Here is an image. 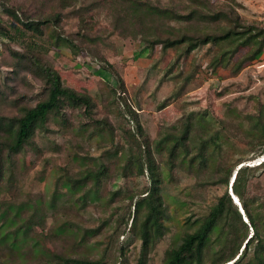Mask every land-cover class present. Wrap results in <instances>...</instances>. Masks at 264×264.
Wrapping results in <instances>:
<instances>
[{"label": "trees", "instance_id": "trees-1", "mask_svg": "<svg viewBox=\"0 0 264 264\" xmlns=\"http://www.w3.org/2000/svg\"><path fill=\"white\" fill-rule=\"evenodd\" d=\"M0 4L10 18L4 23L0 17V36L13 39L14 30L40 37L47 34L53 47L67 48L74 56L84 54L98 60L94 74L109 84L111 102L117 107L118 117L127 118L128 122L121 128V137L128 144L124 151L115 147L95 157L76 153L73 158L82 160L85 166L76 172L65 169L51 197L30 196L23 201L10 197L17 186L21 158L29 147L41 149L38 138L56 131L51 125L66 130L70 124V110L80 112L95 128L116 129L109 117H96L99 105L96 97L64 83L61 71L46 52L32 47L17 51L20 54L17 72H26L38 79L42 91L35 104L24 103L22 96L11 97L14 89L7 83L8 76L0 81V105L16 107L13 114L0 113V246L22 252L23 245L32 241L37 252L48 255L41 264H107L105 253L90 258L45 252L34 236L39 228L45 229L52 213H59L61 208L64 211L77 206L84 208L103 199V192L107 191L109 202L124 201L112 213V218L115 217L112 237L122 226L129 234L122 245L119 264H130L125 248L134 240L140 242L135 264H149L153 249L170 230L164 183L178 166L176 156L183 157V163L192 169L191 172L205 171L212 157L210 143L215 137H204L201 133L199 143L192 145L191 116L178 132H168L157 140L151 137L126 95L124 79L101 52L100 45L106 38L96 13L105 11L113 30L121 36L140 38L144 46L134 55L136 57L159 45L164 52L181 50L178 62L180 57H188L194 50L211 44L219 49L211 65L220 62L228 67L239 47L246 44L248 49L231 67L234 75L246 62L264 59V27L243 22L232 6L208 9L210 0H189L185 8L153 0H90L85 4L84 0H0ZM68 8H72L79 19L78 30L69 34L62 28L64 10ZM222 20L228 21V25L217 30L204 31L198 27V23ZM249 118L257 136L253 160L261 159L258 164H241L236 168L246 161L244 159L232 167L215 169L212 173L215 177L207 183L222 184L225 191L217 197L209 212L197 219L193 231H186L178 244L165 250L162 264H244L245 261V264H264V198L251 193L253 179L264 174V104L260 103ZM118 177L120 183L116 180ZM137 178L142 179L140 190L130 185V181ZM109 184L111 189H107ZM80 191L82 194L73 201L72 196ZM233 195L237 196L241 207ZM107 222L108 219H104L102 225H108ZM72 224L71 220L64 221L59 231L72 230ZM102 225L87 228L75 225V233L81 234L80 242L83 243L99 235ZM215 244L218 247H214Z\"/></svg>", "mask_w": 264, "mask_h": 264}, {"label": "rangeland", "instance_id": "rangeland-1", "mask_svg": "<svg viewBox=\"0 0 264 264\" xmlns=\"http://www.w3.org/2000/svg\"><path fill=\"white\" fill-rule=\"evenodd\" d=\"M89 1L84 0V4ZM153 1L180 8L189 5V0ZM231 6L239 13L243 22L264 27V0H210L208 9L218 10ZM0 17L4 23L10 21L2 11L1 4ZM96 20L106 38L105 43L100 45L101 52L115 65L124 79L126 95L153 139L157 140L168 132H178L189 116L193 120L190 133L192 145L199 143L201 133L204 137H215L210 143L212 157L205 171L191 172L192 169L183 163V157L178 154V166L174 169L173 176L164 183L170 230L153 249L149 262L162 264L165 250L178 244L186 231H193L197 219L206 215L217 197L225 191L222 184L207 183L215 177L212 176L215 169L232 167L244 159L245 162L235 167L238 168L241 164H258L261 159L253 160L256 155L253 149L257 147V136L249 115L256 113L260 103L264 104V59L246 62L242 70L234 75L231 67L248 49L246 44L239 47L228 67L220 65V62L211 65L214 56L219 53L218 47L211 44L194 50L188 57H180L178 62L181 50L169 49L164 52L159 45L136 57L134 55L144 46L140 38L123 37L113 30L105 11L96 13ZM78 24L79 19L72 12V8L64 10V31L67 34L74 33L78 30ZM226 25L228 21L223 20L219 23H198V27L204 31L217 30L218 27ZM16 31H13V39L0 36V81L2 82L4 76L9 77L7 83L14 89L12 98L22 96V102L35 104L41 97L42 88L38 79L26 72H17L20 55L17 51L32 47L47 53V57L61 71L66 85L96 97L99 102L96 117H109L116 128L115 132L110 128H95L80 112L70 110V124L66 126V130L53 124L51 128L56 131L50 132L47 137L38 138L41 149L29 147L21 158L17 186L15 191L10 192L14 193L10 197L17 201L26 200L30 196L49 198L65 169L76 172L85 166L81 163L82 160L74 159L76 153L95 157L104 150L115 147L124 151L128 144L121 137V128L127 126L128 122L127 118L119 119L117 107L111 102L109 84L94 74L99 66L98 60L84 54L74 56L67 48L53 47L47 34L40 37L30 32L21 34ZM15 112L16 107L12 105H0L2 114ZM21 156L22 154L17 158L20 159ZM158 159L161 160L160 157ZM118 178L116 180L120 183L121 179ZM130 182L137 190L142 188L141 178ZM111 188L112 185L109 184L107 189ZM106 192H103V199L93 201L84 208L77 206L70 211L61 208L59 213H52L45 229L39 228L34 233L45 252L55 251L90 258H98L105 253L107 264H119L121 248L129 234L124 232L125 228L122 226L112 237L115 224L112 213L124 201L109 202V194ZM251 193L264 198V174L253 179ZM81 194L82 191L73 195L72 200L77 201V196ZM104 219H108V225H102ZM66 220H71L74 225L72 224V230L67 229L61 233L60 226ZM75 225L82 228L102 225V228L99 235L82 243L81 234L75 233ZM250 231L253 232L251 228ZM139 247L140 242L134 240L125 248L130 264H135ZM214 247L218 246L215 244ZM0 250V263L5 264H41L48 256L37 252L32 241L23 245L22 252H14L1 246Z\"/></svg>", "mask_w": 264, "mask_h": 264}, {"label": "water", "instance_id": "water-1", "mask_svg": "<svg viewBox=\"0 0 264 264\" xmlns=\"http://www.w3.org/2000/svg\"><path fill=\"white\" fill-rule=\"evenodd\" d=\"M230 189H231V193H232V187H230ZM234 200H235V202H236L237 204H239V206H240V203L237 202L235 198H234ZM240 209L242 210V208H240ZM242 211H243V210H242Z\"/></svg>", "mask_w": 264, "mask_h": 264}, {"label": "bare ground", "instance_id": "bare-ground-1", "mask_svg": "<svg viewBox=\"0 0 264 264\" xmlns=\"http://www.w3.org/2000/svg\"><path fill=\"white\" fill-rule=\"evenodd\" d=\"M233 196H234V198L236 199V201L240 203V201H239V199L237 198V196H235V195H233ZM240 205H241V204H240Z\"/></svg>", "mask_w": 264, "mask_h": 264}, {"label": "clouds", "instance_id": "clouds-1", "mask_svg": "<svg viewBox=\"0 0 264 264\" xmlns=\"http://www.w3.org/2000/svg\"><path fill=\"white\" fill-rule=\"evenodd\" d=\"M234 179V178H233ZM240 207H241V205H240Z\"/></svg>", "mask_w": 264, "mask_h": 264}]
</instances>
